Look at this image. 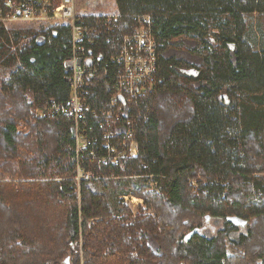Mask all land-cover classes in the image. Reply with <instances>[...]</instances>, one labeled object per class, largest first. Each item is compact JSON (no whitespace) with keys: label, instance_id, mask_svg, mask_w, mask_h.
Here are the masks:
<instances>
[{"label":"trees","instance_id":"obj_1","mask_svg":"<svg viewBox=\"0 0 264 264\" xmlns=\"http://www.w3.org/2000/svg\"><path fill=\"white\" fill-rule=\"evenodd\" d=\"M115 3L152 19L158 90L140 106L139 157L83 152L91 180H76L72 121L33 118L68 95V26L0 44V264H264V0ZM108 174L152 176L159 194ZM129 192L150 214L132 215Z\"/></svg>","mask_w":264,"mask_h":264},{"label":"built area","instance_id":"obj_2","mask_svg":"<svg viewBox=\"0 0 264 264\" xmlns=\"http://www.w3.org/2000/svg\"><path fill=\"white\" fill-rule=\"evenodd\" d=\"M14 22L69 28L70 54L63 63L68 95L46 99L33 118L72 121L79 179L94 178L81 168L83 152L105 165L137 159L139 123L148 115L140 106L158 90L159 54L151 17H126L117 7L94 14L79 8L77 0H0V25ZM101 45L109 49L92 51Z\"/></svg>","mask_w":264,"mask_h":264},{"label":"rangeland","instance_id":"obj_3","mask_svg":"<svg viewBox=\"0 0 264 264\" xmlns=\"http://www.w3.org/2000/svg\"><path fill=\"white\" fill-rule=\"evenodd\" d=\"M77 5L79 8H84L88 10L90 13L94 14H104V13H110L113 12L116 9V3L115 0H77ZM251 19V21L256 23V18ZM260 20H264V17L260 18ZM4 29L8 35L9 43L6 42V40L3 38V36L0 34V44L5 45V47L9 48L11 52H15L18 49H23L26 47L28 42L38 34H41L42 32H46L50 27L46 25H39L36 23H28V22H14V23H6L4 26ZM16 33H19V40L17 43L14 42V35ZM2 70H0L1 73ZM123 169V167H121ZM76 180L81 181L82 179H79L78 175V167L76 166ZM84 171V170H83ZM87 173V172H86ZM102 180H124V181H130V179H137L142 181V185L148 186L151 189H153L155 192L157 189V179L153 178L152 176H143V177H133V178H121L117 177L113 174H108L107 176H99ZM121 178V179H120ZM157 193V192H156ZM159 194V193H158ZM120 199L124 202L125 206L131 211L132 215H139V214H148L147 211L148 207L145 206L142 199L136 198L132 193L128 194H122L120 196ZM253 211V204L249 206ZM256 208L261 209L264 208L261 203L257 204ZM150 214V213H149ZM214 223L213 221L208 220L205 228L207 229H213ZM245 231L244 225H241L239 227V232L242 233ZM238 233L233 234V236L237 235Z\"/></svg>","mask_w":264,"mask_h":264},{"label":"water","instance_id":"obj_4","mask_svg":"<svg viewBox=\"0 0 264 264\" xmlns=\"http://www.w3.org/2000/svg\"><path fill=\"white\" fill-rule=\"evenodd\" d=\"M191 237H192V233H189V234L184 238V241L187 243L188 240H189ZM64 263H65V264H68L69 262L66 261V262H64Z\"/></svg>","mask_w":264,"mask_h":264}]
</instances>
